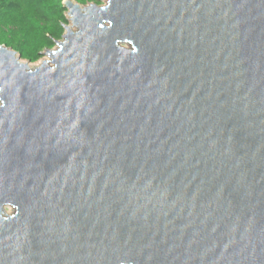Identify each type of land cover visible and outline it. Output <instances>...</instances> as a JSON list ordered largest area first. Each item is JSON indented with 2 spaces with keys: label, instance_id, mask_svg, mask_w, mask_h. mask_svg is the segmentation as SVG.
Listing matches in <instances>:
<instances>
[{
  "label": "water",
  "instance_id": "95a60500",
  "mask_svg": "<svg viewBox=\"0 0 264 264\" xmlns=\"http://www.w3.org/2000/svg\"><path fill=\"white\" fill-rule=\"evenodd\" d=\"M98 1L0 45V264H264V0Z\"/></svg>",
  "mask_w": 264,
  "mask_h": 264
},
{
  "label": "trees",
  "instance_id": "16d2710c",
  "mask_svg": "<svg viewBox=\"0 0 264 264\" xmlns=\"http://www.w3.org/2000/svg\"><path fill=\"white\" fill-rule=\"evenodd\" d=\"M64 0H0V45L37 63L62 40L69 24ZM82 5L98 0H74Z\"/></svg>",
  "mask_w": 264,
  "mask_h": 264
},
{
  "label": "rangeland",
  "instance_id": "374dc122",
  "mask_svg": "<svg viewBox=\"0 0 264 264\" xmlns=\"http://www.w3.org/2000/svg\"><path fill=\"white\" fill-rule=\"evenodd\" d=\"M106 4V1H103L102 3H101V5H105ZM70 23L69 24H71V21H69ZM127 46V45H126ZM46 60H49V57L48 56H46L45 54L43 55V57L41 58V60L39 61V62H37V63H30V65H31V67H35L36 65H40L43 61H46ZM22 61L23 62H28L27 60H24V59H22ZM7 212L9 213V214H12L13 212H14V209H12V208H10V207H7Z\"/></svg>",
  "mask_w": 264,
  "mask_h": 264
}]
</instances>
